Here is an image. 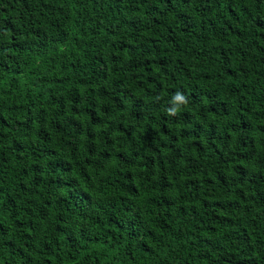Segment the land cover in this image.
<instances>
[{"label": "trees", "instance_id": "16d2710c", "mask_svg": "<svg viewBox=\"0 0 264 264\" xmlns=\"http://www.w3.org/2000/svg\"><path fill=\"white\" fill-rule=\"evenodd\" d=\"M0 264H264V0H0Z\"/></svg>", "mask_w": 264, "mask_h": 264}, {"label": "clouds", "instance_id": "9594fccd", "mask_svg": "<svg viewBox=\"0 0 264 264\" xmlns=\"http://www.w3.org/2000/svg\"><path fill=\"white\" fill-rule=\"evenodd\" d=\"M175 100H180L183 103H187L185 97L182 94H180L179 92L173 97V101H175ZM176 112H177V108L176 107H172V108L168 109V114L169 115H175Z\"/></svg>", "mask_w": 264, "mask_h": 264}]
</instances>
